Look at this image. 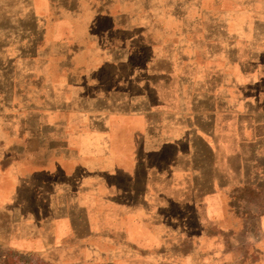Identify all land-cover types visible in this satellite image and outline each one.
<instances>
[{
	"label": "rangeland",
	"instance_id": "rangeland-1",
	"mask_svg": "<svg viewBox=\"0 0 264 264\" xmlns=\"http://www.w3.org/2000/svg\"><path fill=\"white\" fill-rule=\"evenodd\" d=\"M259 58L264 0H0V167L21 158L13 175L45 196L59 186L60 199L49 198L63 205L70 181L83 180L89 166L99 171L102 138H123L136 124L133 111L149 122L142 105L150 100L157 123L184 106L197 78L222 81L254 70ZM61 223V258L71 262L87 226ZM104 223L90 226L106 228L111 242L92 238L103 253L87 255L88 264H183L162 259L161 243L141 249L117 241L113 222ZM191 246L178 253L197 264ZM16 252L13 264H53Z\"/></svg>",
	"mask_w": 264,
	"mask_h": 264
},
{
	"label": "crops",
	"instance_id": "crops-1",
	"mask_svg": "<svg viewBox=\"0 0 264 264\" xmlns=\"http://www.w3.org/2000/svg\"><path fill=\"white\" fill-rule=\"evenodd\" d=\"M257 61L254 70L222 81L215 74L197 78L184 106L157 123L150 100L142 105L149 122L133 111L136 124L123 138H102L99 171L89 166L83 180L70 181L63 205L49 198L60 199L59 186L45 196L13 175L21 158L0 167V264H13L12 250L20 259L41 254L53 264H88L87 255L103 253L92 238L111 242L106 228L90 226L94 222H113L110 231L121 243L141 249L161 243L164 260L188 264L178 252L189 242L197 264H264V58ZM69 222L87 226V239L69 252L71 262L61 258L57 230ZM49 226L56 231L46 233Z\"/></svg>",
	"mask_w": 264,
	"mask_h": 264
}]
</instances>
